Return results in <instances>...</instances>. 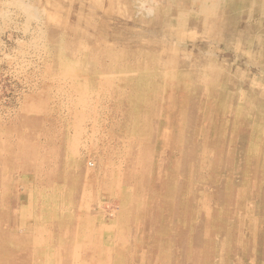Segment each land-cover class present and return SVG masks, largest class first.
Returning <instances> with one entry per match:
<instances>
[{"label": "rangeland", "instance_id": "rangeland-1", "mask_svg": "<svg viewBox=\"0 0 264 264\" xmlns=\"http://www.w3.org/2000/svg\"><path fill=\"white\" fill-rule=\"evenodd\" d=\"M0 264H264V0H0Z\"/></svg>", "mask_w": 264, "mask_h": 264}, {"label": "bare ground", "instance_id": "bare-ground-1", "mask_svg": "<svg viewBox=\"0 0 264 264\" xmlns=\"http://www.w3.org/2000/svg\"><path fill=\"white\" fill-rule=\"evenodd\" d=\"M166 1V0H165ZM217 2V1H216ZM222 23V22H221ZM223 23H224V21H223ZM251 42V41H250ZM71 78V77H70ZM76 117V116H75ZM85 135V134H84ZM261 173V172H260ZM171 176V175H170ZM98 181V180H97ZM172 187V186H171ZM252 196V195H251ZM250 204V203H249ZM230 206V205H229ZM238 209H239V207H238ZM208 211V210H207ZM203 212H205L204 210H203ZM233 212H234V210H233ZM238 215V214H237ZM233 216V215H232ZM235 216V215H234ZM208 217V216H207ZM203 218V217H202ZM251 247H252V245H251ZM4 252H6L5 251V248H4ZM254 253V252H253ZM2 254V253H1ZM12 254H13V252H12ZM50 260V259H49ZM47 262V261H46Z\"/></svg>", "mask_w": 264, "mask_h": 264}]
</instances>
